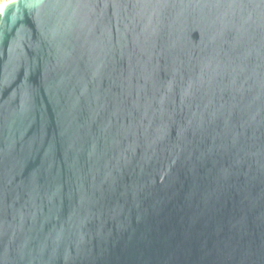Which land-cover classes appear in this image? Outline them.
I'll list each match as a JSON object with an SVG mask.
<instances>
[{"label": "water", "instance_id": "obj_1", "mask_svg": "<svg viewBox=\"0 0 264 264\" xmlns=\"http://www.w3.org/2000/svg\"><path fill=\"white\" fill-rule=\"evenodd\" d=\"M0 264H264V0L9 1Z\"/></svg>", "mask_w": 264, "mask_h": 264}, {"label": "crops", "instance_id": "obj_2", "mask_svg": "<svg viewBox=\"0 0 264 264\" xmlns=\"http://www.w3.org/2000/svg\"><path fill=\"white\" fill-rule=\"evenodd\" d=\"M9 1L11 0H0V11Z\"/></svg>", "mask_w": 264, "mask_h": 264}]
</instances>
